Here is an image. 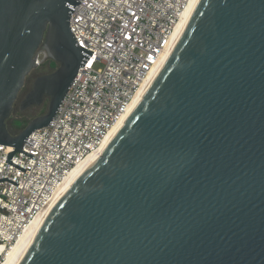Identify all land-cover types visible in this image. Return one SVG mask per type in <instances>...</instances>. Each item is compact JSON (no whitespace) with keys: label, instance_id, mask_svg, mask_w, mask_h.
<instances>
[{"label":"water","instance_id":"obj_1","mask_svg":"<svg viewBox=\"0 0 264 264\" xmlns=\"http://www.w3.org/2000/svg\"><path fill=\"white\" fill-rule=\"evenodd\" d=\"M80 0H0V143L47 126L93 51ZM20 101L41 106L16 135ZM8 180L2 177L0 180ZM17 264H264V0H198L159 71L100 155L54 204Z\"/></svg>","mask_w":264,"mask_h":264},{"label":"built area","instance_id":"obj_2","mask_svg":"<svg viewBox=\"0 0 264 264\" xmlns=\"http://www.w3.org/2000/svg\"><path fill=\"white\" fill-rule=\"evenodd\" d=\"M190 0H80L69 19L80 46L91 51L47 126L22 150L0 143V264L5 253L51 202L70 171L97 150L126 114L143 81L167 53ZM45 58L42 57L41 62ZM40 62V63H41Z\"/></svg>","mask_w":264,"mask_h":264},{"label":"bare ground","instance_id":"obj_3","mask_svg":"<svg viewBox=\"0 0 264 264\" xmlns=\"http://www.w3.org/2000/svg\"><path fill=\"white\" fill-rule=\"evenodd\" d=\"M198 0H190L189 3L186 5L183 14L178 21L172 36L169 49L163 60L160 62V66L158 69L154 70L141 84L139 89L137 90L133 100L131 101L129 108L123 118L118 121L113 128L108 132L105 136L103 142L98 147L97 150L93 151L89 154L82 162L77 164L68 174L66 179L61 183V185L57 188L53 199L51 202L35 217V219L30 223V225L26 228V230L21 234L19 239L7 249L5 253L4 260L1 264H17L21 257L25 254L26 250L28 249L29 245L31 244L33 238L35 237L38 229L42 225L43 221L45 220L46 216L54 206V204L58 201V199L62 196V194L74 183V181L79 177V175L92 163V161L102 153L105 149L107 144L112 139L115 132L119 129L122 123L125 121L129 113L132 111L136 103L141 99L142 95L144 94L145 90L150 85L151 81L159 71L161 65L164 63L166 58L168 57L170 51L172 50L173 46L175 45L177 39L179 38L181 32L183 31L196 3Z\"/></svg>","mask_w":264,"mask_h":264},{"label":"trees","instance_id":"obj_4","mask_svg":"<svg viewBox=\"0 0 264 264\" xmlns=\"http://www.w3.org/2000/svg\"><path fill=\"white\" fill-rule=\"evenodd\" d=\"M49 62V63H48ZM46 63L49 64V68H48V71H52L53 69L56 68L57 66V63L54 62L53 60L51 59H44L39 65L38 67L36 68L35 71H37V74L40 75V74H44V69L46 67ZM33 72V71H32ZM36 74V73H35ZM29 76V75H28ZM26 77L25 81H27L28 85H26L25 87V91L28 92L31 87H32V81L29 79V77ZM31 81V83H30ZM33 112H26V113H22L21 112V115L22 116H27V115H30L32 114ZM35 113V112H34ZM22 118V117H21ZM19 118V119H12L11 117L8 118V120L6 121V126H7V129L8 131L10 132V134L12 135H16L17 133H19V129L21 128L22 126V119Z\"/></svg>","mask_w":264,"mask_h":264},{"label":"rangeland","instance_id":"obj_5","mask_svg":"<svg viewBox=\"0 0 264 264\" xmlns=\"http://www.w3.org/2000/svg\"><path fill=\"white\" fill-rule=\"evenodd\" d=\"M49 63V62H48ZM48 63H46V67H45V69H44V73H48V72H50V71H48V68H49V64ZM36 69H34L33 70V72H31L30 74H29V79L33 82V80H34V78L38 75L37 74V71H35ZM36 73V74H35ZM27 81L28 80H26L25 81V83H24V86L22 87V89H21V91H20V93H19V95H18V99H17V101H16V103H15V105H14V108H13V111H12V114H11V118L12 119H19V118H21L22 119V126H21V128L19 129V131H21L26 125H27V123L32 119V118H34L35 116H38L39 114L37 113V112H33L32 114H30V115H27V116H22L21 115V112L19 111V109H18V106H19V103H20V101L23 99V97H24V95L26 94V91H25V86L26 85H28V83H27ZM31 81H30V83H31ZM47 103H48V100H46L45 101V103H44V106H43V109H44V113L46 112V110H47Z\"/></svg>","mask_w":264,"mask_h":264},{"label":"flooded vegetation","instance_id":"obj_6","mask_svg":"<svg viewBox=\"0 0 264 264\" xmlns=\"http://www.w3.org/2000/svg\"><path fill=\"white\" fill-rule=\"evenodd\" d=\"M46 100H47V98L44 99V101H43L41 106H34V107H32V108H30V109H28V110H26V111H24L22 113H26V112L30 111V112H37L39 115L43 114L44 113L43 106H44V103H45Z\"/></svg>","mask_w":264,"mask_h":264},{"label":"snow or ice","instance_id":"obj_7","mask_svg":"<svg viewBox=\"0 0 264 264\" xmlns=\"http://www.w3.org/2000/svg\"><path fill=\"white\" fill-rule=\"evenodd\" d=\"M2 27H3V21L0 20V29H2Z\"/></svg>","mask_w":264,"mask_h":264}]
</instances>
